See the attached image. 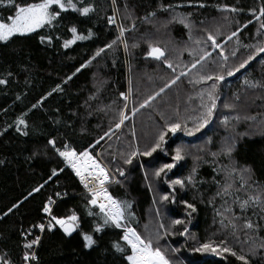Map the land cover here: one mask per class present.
<instances>
[{
	"label": "trees",
	"instance_id": "obj_1",
	"mask_svg": "<svg viewBox=\"0 0 264 264\" xmlns=\"http://www.w3.org/2000/svg\"><path fill=\"white\" fill-rule=\"evenodd\" d=\"M18 2L27 4L39 0ZM84 3L92 4L95 8L89 17L69 12L62 14L60 23L55 28L45 26L28 36H15L6 43L0 42V78L9 80L7 85H0V131L14 125L17 117L28 112L32 104L47 96L56 85L63 89L54 92L41 106L28 112L25 117L29 124L28 136L20 135L14 127H8V131L0 136V217H3L0 219V257L6 258L10 264L24 262V253L32 252L34 247L29 250L23 245L39 235L37 228L33 226L43 221V207L51 198L55 201L53 214L67 217L74 211L80 217V227L70 237L58 225L52 231L43 232L35 251L38 260H34L33 264H128L124 254L116 253L112 247L114 241L124 244L121 240L122 230L108 227L102 233L94 232L97 218L87 215L89 195L83 192L71 170L65 167L62 159L48 145L49 139H55L57 147L62 148L67 143L78 152L87 148L93 155H99L120 181L109 185V193L115 199L132 204L128 210L132 214L129 223L141 235L142 227L148 234L154 235L161 222L167 226L171 219L184 218L182 204L161 202V196L169 194L171 189L163 180H156L152 175L156 167L172 162L173 149L177 145H183L193 159L185 158L180 161L168 173V178L184 179L193 174V168L196 170L193 184H188L184 190L179 191L178 196V200H187L197 207L191 223L186 221L189 232L195 239L169 235L160 240V245L167 248L168 242L178 250L185 264H241L227 253L214 256L197 253L193 249L209 239L217 242L227 239L229 247L237 252L243 247L244 254L247 255L249 248H258L261 244V239L256 234L243 228V218L247 217L254 224L259 222L264 225V220L260 219V215L264 214L260 213L259 208L252 207L242 214L239 206L232 201L235 196L243 200L251 194L250 188L236 191L240 183L239 170L244 167L252 169V180L249 183L258 182L264 186V88H250L244 84L246 78L251 82L264 83V64L260 62L264 60V53L236 75H225V80L218 85L217 109L207 128L194 136L177 133L165 146L167 155L154 153L153 157L136 156L131 164H125L124 160L136 147L143 150L146 144L151 143L157 126L163 124L159 112L174 118V110L178 107L182 116L197 115L192 110L200 104L199 93L209 88L213 81L193 84L189 80L198 79L200 75H215L221 71L220 65L216 68L209 66L207 71L201 67L191 68L192 59L188 52L186 55L183 53L181 58L178 57L189 40L193 27L216 35L221 47L215 48L217 51L212 58L219 57L223 50L228 60L225 62L220 56V61L224 65L226 63L223 69L226 73L227 68L238 65L252 51L244 45L264 42V35L257 34L259 21L251 15L253 9L259 13L264 0H116L115 7L118 11L115 12L112 0H84ZM200 4L205 6L199 7ZM168 5H173L174 10H161V6ZM224 6L235 7L240 11L231 13L219 10ZM151 12L156 13L155 17L149 16ZM10 14L11 9L0 8V17L6 18ZM115 14L125 29H132L135 23V29L125 31L124 34L128 44L127 55L119 41L112 48L106 47L118 35V25H109L107 19ZM187 14H191L190 32L179 22L169 23L173 15ZM146 16L147 20L144 19ZM225 16L228 17L227 20L224 19ZM250 20L252 23H248ZM165 23L169 26L163 31ZM71 24H75L78 32L84 35L91 29L93 36L86 41H77L65 49L62 44L64 39L71 38L67 31ZM210 24L214 27L210 28ZM245 24L247 27H244ZM155 27L162 30L157 39L161 48L166 49L167 57L172 62L181 59V65L176 67L175 72L160 61L154 66L146 64L152 58L147 56L149 40L144 42L143 37H151ZM233 31H238V36L227 40ZM41 35H51L52 44L46 41L41 43ZM57 36L60 39H56ZM133 44H138V47L133 48ZM100 48H105V51L93 59ZM234 50L235 56L232 55ZM85 64L87 67H81ZM129 65L133 71V96L130 107L124 111L129 119L120 129H116L119 112L123 110L121 93H125L128 88L126 81L129 77ZM78 68L79 72L76 71ZM181 69L188 72V75L181 76L175 84L157 96L150 106L141 108L135 116L132 115L133 108H139L145 99L158 92ZM9 72L13 75L8 76ZM69 76H72L71 80L67 79ZM148 76H160L162 81L152 84ZM17 96L20 97L19 100L16 99ZM189 97L193 99L189 100ZM226 103L236 109L233 113L239 115V120L228 117V124L224 125V118L217 116V110L218 106ZM188 126L192 127L191 122ZM97 140L99 143H96ZM229 146H233L230 154L226 151ZM213 153L216 155L213 156ZM142 164L144 167H141ZM230 164L232 167L228 166ZM54 168H63L64 171L49 179ZM233 168L237 171L234 176L236 182L230 189L231 195L223 198L217 196V191L225 183L223 174L228 175ZM117 169L123 170L124 176H120ZM243 175L247 178L249 174ZM45 180L48 183L45 184ZM40 184H44V187L39 192H34L33 189ZM30 192L32 195L29 196ZM57 192L61 194L60 197L56 195ZM225 199L228 201L227 205L224 203ZM17 204L19 207L13 208ZM153 205L156 209H153ZM227 206H231L235 215L241 217L234 221L239 240L232 235L231 227L221 228L219 223L223 217L231 218L232 214L224 210ZM10 208L12 211L5 216L4 213ZM157 209L160 210L159 216L156 214ZM217 210L222 216L217 215ZM227 223L225 220V224ZM181 227L178 226V229ZM83 233L93 235L97 240L91 249L84 247ZM245 233H248L247 236ZM258 235L264 238V227ZM245 240L247 243H243ZM127 253L130 254V249ZM262 258L264 248L259 249L256 257L249 256L250 264H264Z\"/></svg>",
	"mask_w": 264,
	"mask_h": 264
},
{
	"label": "snow or ice",
	"instance_id": "obj_2",
	"mask_svg": "<svg viewBox=\"0 0 264 264\" xmlns=\"http://www.w3.org/2000/svg\"><path fill=\"white\" fill-rule=\"evenodd\" d=\"M113 11H118L116 9L115 4L116 0H112ZM204 4H200L199 7H204ZM127 7V6H126ZM179 7V6H176ZM0 8H9L12 10V14L8 15L6 18L0 17V42H8L15 36H28L32 33L37 32L38 29L45 28L48 26L50 28H55L59 25L62 14L66 13H74L80 17H89L90 14L94 13L95 8L92 4H85L84 0H39V2H30L27 4H21L18 0H0ZM161 10L169 11L174 10L173 5H168L167 7L161 6ZM219 10L223 12H231L236 13L240 11L235 7L224 6ZM156 13L151 12L149 16L155 17ZM191 14H187L186 16H177L173 15L169 23L171 22H179L183 24L186 29L191 31V24L189 23V17ZM251 15L255 17L257 21H259V29L257 34L264 35V32L260 30H264V5L259 8V13L257 14L256 10H251ZM108 24L111 25L115 23V17L110 16L107 18ZM145 20L148 19L146 16ZM225 20L228 19L227 16L224 17ZM248 23H252V21H248ZM247 27V24L244 25ZM135 29V23L132 25V29H125L123 25L118 27V35L116 39H114L111 43L106 45L107 48H112L113 45L120 41L123 44L125 51L128 50V44L125 39V31H131ZM67 31L71 34V38L64 39L62 47L68 49L72 45L76 44L77 41H86L92 38L93 32L91 29L87 31V35L81 34L78 32V28L75 24H71L68 26ZM206 31V30H205ZM219 30H217V35H219ZM238 36V31H233L228 37L227 40H232L233 37ZM56 39H60L59 36L55 37ZM189 39H191V35H189ZM48 44H52L53 37L49 36H40V42ZM207 41H211V47L213 49L221 47L217 43L216 35H213L211 32L207 35ZM227 42V41H225ZM148 51L147 56L151 57L156 61H160L165 64L168 68L172 69L173 72L176 71V68L173 66L172 60H170L166 55V49L161 48L158 43H152L148 41ZM197 44H200L201 41L197 40ZM206 43V42H205ZM133 48L138 47V44H133ZM245 48L252 49L247 58L242 59L238 65L234 67L227 68L226 73L223 69L226 65L221 64L219 67L221 71H218L215 75H200L198 79L189 80V83L198 84L201 82H206L208 80L213 81L211 86L207 89L202 90L199 93L200 104L198 108H194L192 111L197 112V115H184L182 116L179 108L177 107L174 110V118L165 116L163 112H159L158 115L160 119L163 121L162 125H158L156 129V133L151 143L146 144L144 149L141 150L139 147H136L132 152H130L124 160L125 164H131L133 159L136 156L141 157H153L154 153H163L167 155L166 145L169 144V140L172 137H175L177 133H183L186 136H194L196 133L201 132L202 129H205L209 126V124L213 120L214 113L217 109V101L219 99L218 96V85L225 80V75L231 77L236 75V73L240 72L241 69H245L246 66L253 60H256L261 53H264V42H259L257 44H249L244 45ZM105 51V48H100L96 53L93 59L96 56L101 55ZM200 57L199 59L194 60L191 65V68H196L198 64L203 67V61H205L208 57L211 56V52L206 51L204 48L200 49ZM191 55V53H190ZM233 56L236 55V51L234 50L232 53ZM220 56L223 57L224 61L228 60V57L224 54L223 50L220 52ZM264 64V60L260 61ZM88 63H91L89 61ZM81 67H87V64L82 65ZM77 72L80 69H76ZM191 71V69H189ZM13 73L9 72L8 76H12ZM75 75V73H73ZM188 72H185L183 69L179 72L178 75H175L174 78L171 79L170 82L165 83L163 87L159 89L154 95L149 96L145 99L140 105L139 108L132 109V115L135 116L136 113L141 109L150 106L151 102L156 99L157 96H160L165 92L166 88H170L173 84H175L181 76H187ZM68 80L72 79V76L67 78ZM9 80L6 78H0V85H7ZM27 83V80L25 81ZM67 83V80L65 81ZM244 84L250 88L261 87L264 88V83L259 81L251 82L247 78L244 80ZM60 85H56L51 91L47 93V96H44L42 99L38 100L36 103L32 104L31 108L28 109V112H31L33 109L41 106L43 101L47 99V97L52 96L54 92L62 91ZM131 93V88H129V93H121V96L127 100L128 95ZM17 100L20 99L19 96L16 97ZM193 99L189 97V100ZM239 99V97H237ZM127 108V105L124 106ZM225 108L232 107L231 105L225 104ZM28 112L23 113L14 122V125H9L5 127L2 131H0V136H3L5 132L8 131V127H14L15 131L22 136H28V128L29 124L25 117L28 115ZM129 119V117L122 110L119 112L118 122L115 124L116 129H120L124 122ZM234 119L239 120V117H234ZM229 118L227 116L224 117L222 123L224 125L228 124ZM189 122H191L192 127H189ZM171 134V135H170ZM105 135H109L105 133ZM135 135V131L133 130V136ZM103 139V137H101ZM227 139V138H226ZM48 145H51L52 149L57 153V155L64 162L65 167L71 169V171L75 174V176L79 179L80 184L84 187L86 192L89 195L87 200V215L89 217H96L97 221L95 223L94 232L102 233L108 227L122 230L121 240L124 242L122 245L118 241H114L112 243V247L114 248L116 253L124 254V259L128 262V264H174V261L168 255V249L164 248L160 245V240L169 235H179L183 237H187L190 239H195L189 232V228L187 227V223H191V217L193 213L197 212V207L189 203L187 200L179 199V191L184 190L188 184H193L194 182V174L195 168H193V174L189 175L184 179H170L168 178V173L172 172L174 168H176L177 164L185 159L186 150L183 145H177L171 155L172 162H165L161 164L159 167H156L152 173L153 178L156 180H163L165 184L168 185V188L171 189L169 194H165L161 196V202H170L172 204H182L184 211V218H176L171 219L169 224L165 226L163 222L159 224V228L163 229V233L159 230L155 232L154 235L149 234L147 237L142 236L134 227L129 223V217L132 215L128 210L131 209L132 204L129 201H120L115 199L110 193L108 186L111 183H120V181L115 180L111 175L109 169H107L99 159L92 154L89 149H84L83 151H77L70 144L64 143L62 148L57 147L55 139H49L47 141ZM99 143V140L96 141ZM233 150V146H229L226 151L230 154ZM216 153H213L215 156ZM2 163V162H0ZM141 167H144L142 164ZM227 168V166H225ZM64 169H52L51 176H57L60 172H63ZM119 171L120 176H124V171L117 169ZM237 169L233 168L228 172V175L225 178V183L220 190L217 191L216 195L220 197L230 196V189L233 188L236 180L234 179L235 173ZM241 175L239 176V188L236 189L239 192L241 189L250 188L251 194L247 196L246 199L241 200L239 196H235L233 198V204L239 206L241 213L247 211L248 208H259L260 213L264 214V186H261L258 182L249 183L252 180V169L249 167H244L239 170ZM243 173H248V177L245 178ZM145 179H147V173H145ZM45 184L48 183V180H45ZM44 187V184H40L38 187L33 189L34 192H39ZM151 188V185H149ZM32 193H29V196ZM58 197L61 196L59 192L56 193ZM66 195V194H65ZM27 199V197H25ZM155 203V200L153 201ZM22 203V202H21ZM54 202L51 198L47 204L43 207V212L48 216V222L45 224L41 222L33 227L38 228L40 233H43L45 230L52 231L55 226H59L62 229L63 233L66 236H72L74 232L80 227V217L73 211L71 215L67 217H57L52 212L51 205ZM225 205L228 204L227 199L224 201ZM19 207V205H13V208ZM93 209H97L98 211H93ZM225 212L231 213V218L223 217L219 223L221 228H232V235L239 240V236L236 234L237 224L234 221H238L241 217L236 216L233 212V208L231 206L225 207ZM12 211V208L5 212L4 215H8L9 212ZM156 214L160 215V210H156ZM255 215L256 213L253 212ZM217 215L222 216L219 210H217ZM3 217H0L2 219ZM260 219L264 220V215H260ZM225 220L228 221L225 224ZM187 221V223H186ZM178 226H182L178 229ZM264 225H261L259 222L253 223L251 219L244 217L243 218V228L247 230H251L254 234L257 235V238L261 239V244L258 248H249L248 254H244V249L241 247L240 251L237 252L232 247H229L227 244V239H221L218 242L212 239H209L206 242L200 243L198 246L194 247L193 251L201 254H212L214 256H222L224 253L235 257L237 261H240L241 264H250L249 256L256 257L259 254V249L264 248V238L259 237V232ZM248 233H245L247 236ZM31 235V233H28ZM82 239L84 242V247L91 249L96 243L97 240L94 239L93 235L88 233H83ZM41 236L36 235L32 240L24 243L23 247L25 249H32L34 246H38L40 244ZM243 243H247L245 240ZM130 249V254L127 253V250ZM173 253L177 251V249H171ZM264 259V258H262ZM23 260L26 262H31L34 260H38L36 254L34 252L26 251L23 255ZM0 264H10L4 257H0Z\"/></svg>",
	"mask_w": 264,
	"mask_h": 264
},
{
	"label": "rangeland",
	"instance_id": "obj_3",
	"mask_svg": "<svg viewBox=\"0 0 264 264\" xmlns=\"http://www.w3.org/2000/svg\"><path fill=\"white\" fill-rule=\"evenodd\" d=\"M114 16V15H113ZM115 25H118V27L121 25V23H120V21H119V18H118V15H116L115 14ZM172 18V17H171ZM170 18V19H171ZM190 23V22H189ZM169 26V24H166L165 23V25L163 26V31H164V29L165 28H167ZM214 27V25L213 24H210V28H213ZM155 31H154V33L151 35V37H143V39H144V42H147L148 40L149 41H151L152 43H158L159 44V46H160V42H159V40L157 39L158 37H160V35H161V31L162 30H160V29H158L157 30V28L155 27V29H154ZM192 31L193 32H191V39H189L186 43H185V45H184V47L181 49V51L179 52V58H181L182 56V54L184 53L185 55H186V53L188 52L189 53V55H190V53H191V59H192V63L194 62V60H196V59H199V57H200V54H201V52H200V49L201 48H204L206 51H208V52H211V56L210 57H208L205 61H203L202 63H203V67H201V65L200 64H198L197 65V67H201V68H203V69H205V71H207V68L209 67V66H211V67H217L218 65H221V64H223V62H221L220 61V56L219 57H217V58H212V55H215V53H216V51L217 50H215V49H213L212 47H211V41H207V35H208V30H197V29H195L194 27H193V29H192ZM198 31V33H196ZM165 38H167L168 39V36H166ZM197 40H200L201 41V43L200 44H197L196 43V41ZM206 42V43H205ZM119 43H120V41H119ZM120 45H121V47H122V49L124 50V53L127 55V51H125V49H124V46H123V44L122 43H120ZM161 47V46H160ZM158 62L159 61H156V60H154V59H150L146 64L148 65V66H154V65H157L158 64ZM181 65V59H178V61H173V66L176 68L177 66H180ZM192 65V64H191ZM190 65V66H191ZM225 65H226V63H225ZM155 70V69H154ZM158 70V69H157ZM156 71V70H155ZM127 72H128V75H129V77L127 78V84H126V86H128V88H127V90H126V92H125V94H128L129 93V88H131V93H130V95H128V99L127 100H125L123 97H121V99L123 100L122 102H123V111H125L127 108H125L124 106L125 105H127V107L129 108L130 107V105H131V103H132V96H133V83H132V66L131 65H129L128 66V68H127ZM197 72V71H196ZM195 75H197V74H195ZM148 78L151 80V83L152 84H154V83H159V82H161L162 80H161V77L160 76H148ZM131 99V100H130ZM227 104V103H226ZM225 105V104H224ZM224 105H220V106H218V110H217V116L218 117H220L221 119L222 118H224L225 116H227V117H229L230 119H234V117H237V114L236 113H233V112H235L236 111V109L235 108H233V107H230V108H225L224 107ZM228 105H230V104H228ZM239 116V115H238ZM98 159H99V161L108 169V167H107V165L100 159V157H99V155L97 154V155H95ZM185 158H191V159H193V157H192V155L189 153V151L188 150H186V156H185ZM195 159V158H194ZM229 167H232V165L230 164V165H228ZM110 171V170H109ZM114 173V172H113ZM111 173V171H110V175L115 179V180H117V176H116V174L114 173ZM223 176H224V178H226V174H223ZM235 179V178H234ZM236 180V179H235ZM111 184H113V183H111ZM110 184V185H111ZM109 187V186H108ZM83 192L84 193H86V194H88L87 192H86V190L84 191L83 190ZM153 209H156V206H154L153 205ZM153 228V225H152V223H151V229ZM158 228H159V226H158ZM142 229H143V231H142V233H143V235H144V237H147L149 234H148V232H147V230L145 229V228H143L142 227ZM159 230H160V232L162 233L164 230L163 229H160L159 228ZM142 235V236H143ZM205 242V241H204ZM166 246H167V249L169 250L168 251V255L171 257V259L174 261V264H185V262H184V259L183 258H181V256L179 255V253H178V250L175 252V253H173L172 251H171V249H173V247H171L170 246V244L168 243V242H166ZM164 248H166V247H164ZM175 249V248H174Z\"/></svg>",
	"mask_w": 264,
	"mask_h": 264
},
{
	"label": "built area",
	"instance_id": "obj_4",
	"mask_svg": "<svg viewBox=\"0 0 264 264\" xmlns=\"http://www.w3.org/2000/svg\"><path fill=\"white\" fill-rule=\"evenodd\" d=\"M70 170H71V169H70ZM71 172H72V171H71ZM72 174L74 175V177H75L76 180L78 181V184H79V186L81 187V189L85 191L84 187L80 184L79 179L75 176V174H74L73 172H72ZM52 201L55 202L54 200H52ZM53 204H54V203H53ZM53 204L51 205L52 208H53ZM44 214H45V213H44ZM48 219H49L48 216L45 214L44 219H43L42 222H44L45 224H47ZM37 231H38L39 235L42 234V233L39 232V229H38V228H37ZM45 231H47V230H45ZM45 231H44V232H45ZM35 251H36V246H34V249L32 250V252L35 253ZM33 262H34V261H31V262H26V261H24L22 264H33Z\"/></svg>",
	"mask_w": 264,
	"mask_h": 264
}]
</instances>
